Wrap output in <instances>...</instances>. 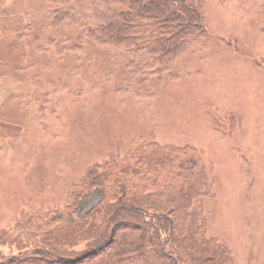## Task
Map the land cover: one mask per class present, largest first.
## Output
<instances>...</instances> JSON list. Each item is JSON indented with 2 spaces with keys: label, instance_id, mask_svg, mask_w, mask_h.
Here are the masks:
<instances>
[{
  "label": "rangeland",
  "instance_id": "374dc122",
  "mask_svg": "<svg viewBox=\"0 0 264 264\" xmlns=\"http://www.w3.org/2000/svg\"><path fill=\"white\" fill-rule=\"evenodd\" d=\"M114 3L0 0V260L25 252L90 170L138 167L133 149L158 142L202 151L206 235L236 264H264V0L194 2L205 31L167 62L127 46L70 49L122 11ZM181 165L179 184L192 171ZM150 182L151 196L164 191ZM175 246L181 264H204Z\"/></svg>",
  "mask_w": 264,
  "mask_h": 264
},
{
  "label": "trees",
  "instance_id": "16d2710c",
  "mask_svg": "<svg viewBox=\"0 0 264 264\" xmlns=\"http://www.w3.org/2000/svg\"><path fill=\"white\" fill-rule=\"evenodd\" d=\"M113 1L122 11L110 13L97 29L81 32L82 43L70 49L77 51L84 44L127 46L162 63L181 53L190 36L205 31L202 13L193 6L199 0ZM132 152L145 154L136 159L138 167L127 162L107 168L103 163L90 170L68 205L46 226L40 225L45 230L26 251L0 264H181L178 243L201 255L204 264H236L227 244L206 235L207 217L198 199L209 192L211 168L202 151L146 142ZM183 161L192 163V171L188 181L179 184L180 174L189 170ZM152 179L164 190L155 196L154 188H147ZM93 195H99L100 202L76 218L81 203Z\"/></svg>",
  "mask_w": 264,
  "mask_h": 264
}]
</instances>
